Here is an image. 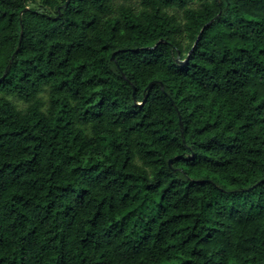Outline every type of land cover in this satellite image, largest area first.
Listing matches in <instances>:
<instances>
[{
	"label": "trees",
	"instance_id": "trees-1",
	"mask_svg": "<svg viewBox=\"0 0 264 264\" xmlns=\"http://www.w3.org/2000/svg\"><path fill=\"white\" fill-rule=\"evenodd\" d=\"M0 264H264V0H0Z\"/></svg>",
	"mask_w": 264,
	"mask_h": 264
},
{
	"label": "rangeland",
	"instance_id": "rangeland-1",
	"mask_svg": "<svg viewBox=\"0 0 264 264\" xmlns=\"http://www.w3.org/2000/svg\"><path fill=\"white\" fill-rule=\"evenodd\" d=\"M44 97V95H43ZM12 102H14L19 108H24L25 105L23 104V102H20L18 100H16L15 98H11V97H8Z\"/></svg>",
	"mask_w": 264,
	"mask_h": 264
},
{
	"label": "water",
	"instance_id": "water-1",
	"mask_svg": "<svg viewBox=\"0 0 264 264\" xmlns=\"http://www.w3.org/2000/svg\"><path fill=\"white\" fill-rule=\"evenodd\" d=\"M199 37H200V35L198 36L197 40L199 39ZM21 38H22V32L20 33V36H19L18 47H19V44H20ZM197 40H196V41H197ZM18 47H17V49H18ZM113 56H114V54H112L111 58H113ZM188 56H189V54H188ZM188 56H187V57H188ZM179 125H180V127H182V123H181V122H179ZM170 162H171V160H170L168 163L170 164Z\"/></svg>",
	"mask_w": 264,
	"mask_h": 264
}]
</instances>
